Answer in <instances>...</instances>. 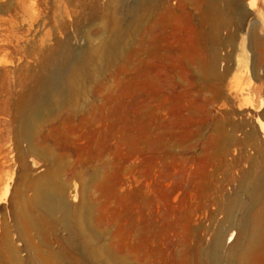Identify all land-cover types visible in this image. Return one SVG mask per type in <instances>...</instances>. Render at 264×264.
<instances>
[{
	"label": "rangeland",
	"instance_id": "rangeland-1",
	"mask_svg": "<svg viewBox=\"0 0 264 264\" xmlns=\"http://www.w3.org/2000/svg\"><path fill=\"white\" fill-rule=\"evenodd\" d=\"M147 1L140 17L134 0H0V264H14L7 249L25 257L12 213L54 166L27 153L8 115L59 54L69 62L95 48L101 23L124 39L120 58L33 137L58 154L67 204L80 207L82 189L90 199L100 243L130 264H213L225 206L248 202L241 186L255 164L264 174V0ZM46 223L34 242L52 257L65 232Z\"/></svg>",
	"mask_w": 264,
	"mask_h": 264
},
{
	"label": "bare ground",
	"instance_id": "bare-ground-1",
	"mask_svg": "<svg viewBox=\"0 0 264 264\" xmlns=\"http://www.w3.org/2000/svg\"><path fill=\"white\" fill-rule=\"evenodd\" d=\"M134 1L130 6L134 16H140L138 13L141 9H151L147 0ZM101 24L103 29L95 48L81 52L77 58L69 62L66 61V56L59 54L60 58L56 60L54 71L48 76L36 75L32 85L22 90L25 96L23 102H16L15 113L10 112L8 115V121L16 124L27 141L25 148L28 152H26L53 161L54 166L46 169L27 184V191H30L31 195L28 193V196L24 195L20 208L11 212V226L22 241L20 250L25 251V257H19L14 253L12 255V251L7 249L6 261H12L14 264H130L125 257L112 252L104 243H100V232L93 222V205L83 193V189L80 207L67 204L68 184L59 178L61 163L58 154L47 148L38 147L33 140L39 124L47 118L57 119L54 113L57 107L71 104L79 94L85 79L97 77L102 73V69L114 65L120 58L124 39L115 36L113 31L106 30L105 23ZM212 72L218 76L215 70ZM255 123L264 141V120L256 117ZM231 139L226 136L224 145L232 142ZM253 140L254 136L250 133L245 141L253 142ZM261 157L264 159V153ZM254 168L246 174L241 186V190L247 192L250 199L246 204L241 203L235 196L228 201L225 206L227 215L223 220L221 219L211 248L206 250V255L213 264H264V174L259 173L256 164ZM236 209H242L241 219L233 218ZM47 220L56 225L58 231L65 232L64 236L57 232V255L52 257L43 254L34 242V237H37L35 235L43 232ZM2 225V237L7 241L11 226L9 225L8 231V224L2 222ZM40 236L39 238L43 235ZM16 251L13 252L17 253Z\"/></svg>",
	"mask_w": 264,
	"mask_h": 264
}]
</instances>
